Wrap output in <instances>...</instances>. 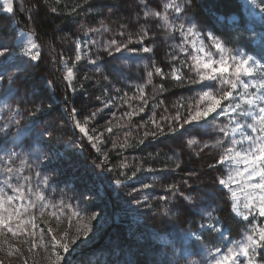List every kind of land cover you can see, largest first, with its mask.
I'll list each match as a JSON object with an SVG mask.
<instances>
[{"label":"rangeland","instance_id":"1","mask_svg":"<svg viewBox=\"0 0 264 264\" xmlns=\"http://www.w3.org/2000/svg\"><path fill=\"white\" fill-rule=\"evenodd\" d=\"M46 1L12 0L10 13L5 0H0L5 14L0 42L13 49L10 58L0 57V188L14 195L19 185L25 191V199L16 203L27 205L30 199L36 205L29 209L34 219L24 225L27 231L13 236L5 229L0 235V262L51 264L50 257L54 255L50 238H59L68 229L72 211H79L92 231L74 245L71 264H205L215 248L223 252L240 241L251 227L249 221L264 225V217L253 220L249 216V220H244L232 211L230 192L218 184V178L230 169L228 164L217 163L229 146L228 137L218 129L232 124L231 113H214L198 125L168 132L177 112L183 117L189 106L195 109L198 93L206 90L202 84L212 85L214 90L222 86L219 80L191 82L199 80L191 70V55L196 53L181 35L179 25L187 26L191 17L202 34L211 31L223 37L209 23L219 30L223 21L231 22L236 17L215 14L208 0H193L191 6L176 0L185 12L168 10L169 21L176 26L173 28L165 26L162 19L143 16L145 10L163 11L168 0H83L79 11L69 12L71 20L63 26L62 33L49 17L52 11ZM240 1L251 27L250 37L262 49L264 12L257 7L260 0ZM43 25L47 36L39 29ZM141 27L148 29L143 43L138 42ZM32 29L35 32L31 38L40 45L39 60H31L22 50ZM253 32L257 33L255 37ZM130 35L132 41L128 43ZM112 40L127 43L128 49L152 50L115 51ZM209 43L205 41L206 50ZM227 46L245 51L235 42L228 41ZM211 51L218 59L215 49ZM69 68L73 70L70 81L65 79ZM156 68L163 74H157ZM177 75L180 80L175 78ZM261 76L264 72L255 74L256 79ZM247 110L246 106L241 109ZM235 115L241 124L252 122L239 112ZM77 122L86 127L87 135L80 131ZM157 125L164 128L163 135L145 136L158 132ZM245 131L251 134L250 129ZM189 139L198 143L189 145ZM236 139H240L239 133ZM217 140L225 143L216 146ZM145 141L152 142L151 149H163L172 156L180 167L179 173L166 166L137 169V159L141 157L128 150L132 144ZM93 142L97 147L92 146ZM247 146L245 141L243 147ZM192 151L195 155L189 154ZM114 154L119 159H114ZM195 156L202 166L195 167L191 160L187 171L184 159ZM124 166L131 175L124 177L120 171L117 176L123 177L113 179L114 172ZM135 172L141 175L136 177ZM104 173L106 183L100 178ZM44 177H48L46 184L42 182ZM37 193L45 199L38 200ZM181 193L197 199L186 201ZM237 195L240 211L247 214L243 194L237 190ZM42 204L47 207L41 209ZM207 212H213L211 221ZM93 214L95 219H90ZM217 219L223 235L200 229L201 224L216 223ZM72 223L77 224L76 217H72ZM189 233L201 236L202 242ZM71 235H76L74 228Z\"/></svg>","mask_w":264,"mask_h":264},{"label":"snow or ice","instance_id":"2","mask_svg":"<svg viewBox=\"0 0 264 264\" xmlns=\"http://www.w3.org/2000/svg\"><path fill=\"white\" fill-rule=\"evenodd\" d=\"M143 2L144 0H142ZM184 3L187 6H191L193 0H184ZM5 6L8 12L11 13L13 11L12 0H5ZM257 7H259L261 12H264V0H260ZM145 8H148L146 3ZM162 8L163 11L145 10L143 16L146 18L156 17L162 19L165 26L176 27L169 21L168 10H172L175 13H184L185 7L176 3V0H168V2L163 4ZM21 10H24L23 7ZM51 11L56 12L57 9L52 8ZM185 15L187 14L185 13ZM179 29L181 30V35L185 39H188L196 53L191 55V60L193 61L191 70L196 73L199 80H192L191 82L195 84L203 81L214 82L219 80L222 86L214 90V86L202 84V87L206 90L198 93L199 99L196 100L195 109L193 110L192 106H189L186 115L183 117L180 112H177L171 118L172 123L168 125V132L176 133L184 130L185 126L198 125L200 122L206 121L214 113L216 115L231 113L232 124L224 125L218 129L220 133L228 137L229 146L225 147L219 155L217 163L230 165L227 174L218 178V184L230 192L232 211L236 212L237 215L242 216L244 220H249V216H252L253 220L256 216L264 217V76H261L259 79L255 78V74L264 72V48L257 55H251L240 49L228 48V41L214 32L208 31L202 34L200 26L191 17L187 19V26L181 23ZM34 32L35 29L28 31V39L22 50L31 60H39L41 57L38 50L40 45L31 38ZM147 32V27H141L139 43H143ZM252 35L255 37L257 33L253 32ZM260 40L264 44V35H260ZM131 41L132 37L130 35L128 43H131ZM205 41L210 42L207 50ZM110 43L116 45L115 51H120L121 48L129 51L140 50L144 52L152 50L150 47L128 49L127 43L118 44L116 40H112ZM212 48L215 49L216 56L219 57L218 59L214 57L211 51ZM181 50L187 51L186 48H181ZM12 54V47L0 42V57L10 58ZM76 59L79 60L80 57L77 56ZM155 71L159 75L163 74L160 68H156ZM148 75L151 77L152 73L149 72ZM246 77L249 79H245ZM72 78L73 70L69 68L65 79L70 81ZM175 78L180 80L181 76L177 75ZM0 79H3V77L0 76ZM49 83L51 82L49 81ZM224 86L227 87L225 88ZM239 89H242V91H238ZM249 89H255V91H249ZM232 100L236 102L233 104ZM245 106L248 110L241 111L242 107ZM72 111L75 113L76 109ZM141 111H143L142 108ZM237 112L243 117H250L252 122L241 124L236 119L235 114ZM77 127H79L82 133L87 135L85 126L77 122ZM157 127L158 132L145 133V136L151 135L155 137L157 134L163 135L164 128L160 125H157ZM245 128L250 129L251 134H248ZM237 133L240 134L239 140L236 139ZM47 134L51 136V133ZM88 138L89 140H93L91 136ZM245 141L248 145L246 148L243 147ZM187 143L193 145L198 143V141L189 139ZM224 143V140H217L216 146H222ZM237 145H240V147H237ZM92 146L97 147L95 142H93ZM207 146L205 145V147ZM97 150L99 149L97 148ZM7 171L12 172V168H8ZM25 179L28 178L25 177ZM42 182L46 184L48 177H44ZM117 183H120V181H117ZM143 187L147 188L148 185H143ZM169 187L174 188L175 186L170 185ZM237 190L243 194V208L247 214L240 211ZM14 192V195H8L4 192L3 188H0V235H3L6 229L8 233L17 236L20 231H27L24 225L32 223L34 219L29 213V209L35 208V201L29 199L27 205L23 203L17 204L16 201H23L25 199V191L23 187L18 185L15 187ZM180 195L184 200L189 202L197 199V197L191 194L186 195L185 193H181ZM36 198L41 201L45 199L39 193H37ZM162 199L167 198L163 197ZM46 207V204L41 205V209ZM41 215H43V211H41ZM52 215L56 216L57 220H59V216L55 212ZM206 216L211 221L213 212H207ZM72 217L77 218L75 226L72 223ZM90 219H95V214ZM68 221V229L63 231L59 238L56 235L50 238L49 246L51 253L54 255V258L50 257L51 264H71L69 257L75 251L74 245L80 241L81 236H87L92 231L91 224L82 221L79 211H72L68 217ZM14 222H16L15 228H13ZM218 223V219L216 223H204L200 225V229H207L210 232H217L223 235V228L218 227ZM249 223L251 227L247 229V233L243 235L240 241H236L232 247H227L226 251L223 252L219 247L215 248L213 254L210 255L205 264H264V254H262L264 253V225L252 224L251 221ZM32 227H36V225L32 224ZM73 228L76 235H71ZM48 231H52V229ZM189 234L196 236V239L202 242L201 236L196 235V233Z\"/></svg>","mask_w":264,"mask_h":264},{"label":"trees","instance_id":"3","mask_svg":"<svg viewBox=\"0 0 264 264\" xmlns=\"http://www.w3.org/2000/svg\"><path fill=\"white\" fill-rule=\"evenodd\" d=\"M119 1L120 0H113L114 3L119 2ZM208 1L211 5L212 10L215 12V14L221 15L224 18L230 15L236 16V19L234 21H231V22L223 21V23L219 25V30L217 29L214 23L213 24L209 23L208 26L211 27V29L214 30L216 33L223 34L224 35L223 37L226 41L235 42L241 45L244 48V50L247 51L248 53L253 54V55H257L258 53H260L261 49L256 47V44L254 43V39L250 37L251 27L249 26V23H248L249 21L244 16L245 14L243 13L244 11H243V5L241 1L240 0H208ZM45 3H46L45 5L47 8L57 9L56 12H50L49 17H51V19L53 20L54 26L59 27V29H56V30H60L63 33L64 32L63 26L69 24V21L71 20L69 12L72 10L74 12L79 11L82 7L81 3H83V0H47ZM4 22H5V14L1 10V7H0V31L3 29V27H5ZM43 27L39 26V29L42 30L45 36H47L48 34H47L46 27L44 28ZM172 84H173L174 89L178 88V85L176 82H173ZM167 86H170V85H167ZM151 144L152 142L145 141V142H140L138 144L136 143L134 145L132 144L129 147L130 148V150H128L129 153H133L141 157V159H137V166H138L137 169H143L147 166L151 168L152 167L157 168L159 166H166V167H169L171 171L174 170L175 173H179L180 167L178 168L177 164L174 163L172 156H170L163 149H157V150L151 149L150 147ZM191 149L193 150V148ZM189 154L195 155L193 151L190 152ZM112 157L114 159H119V155L114 154L112 155ZM191 160L194 161L195 167L202 166L201 163L196 161V156L192 159L186 157L184 159L183 166L185 167L187 171L191 169V166H192L190 164ZM215 162L216 160H214L213 158L211 163L214 164ZM120 171L122 174L125 173L124 177H129L131 175V173L128 170V167L124 166V167H121L120 169H117L114 172L113 179L117 177H121V178L123 177V175L117 176V175H120V173H116V172H120ZM134 175L137 177V176H140L141 173L135 172ZM100 178L104 180L106 183L107 175L105 173Z\"/></svg>","mask_w":264,"mask_h":264}]
</instances>
